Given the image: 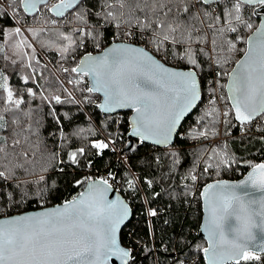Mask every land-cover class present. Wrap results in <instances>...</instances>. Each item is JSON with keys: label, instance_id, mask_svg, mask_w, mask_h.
Returning a JSON list of instances; mask_svg holds the SVG:
<instances>
[{"label": "trees", "instance_id": "trees-1", "mask_svg": "<svg viewBox=\"0 0 264 264\" xmlns=\"http://www.w3.org/2000/svg\"><path fill=\"white\" fill-rule=\"evenodd\" d=\"M236 4L201 0L191 8L199 16L190 22L193 38H207L191 43L197 60L192 65L180 58L188 45L169 41L157 51L153 31L141 35L136 18L157 17L136 10L134 0H128L124 8L117 0H84L63 19H56L47 9L45 20H41L43 7L29 15L20 0H0V85L23 101L18 108L7 103L8 93L0 87V148L4 149L0 171L8 177L0 178V184L5 192L13 193L12 200L0 197V219L62 204L77 197L88 181L112 175V185L132 207V218L120 236L131 251L130 264H206V241L198 235L202 188L216 180L240 179L264 162V114L250 124H239L225 91L228 74L244 54L247 38L258 27L264 10L239 3L237 13ZM170 6L172 13L167 18L160 15L161 20L188 21L182 6ZM15 9L19 24L12 16ZM109 11L115 18L107 15ZM236 15L241 21L234 19ZM35 21L45 26H36ZM20 26L30 28L27 32L33 41L24 38L25 49L15 32ZM231 27L236 31H230ZM153 30L159 31L155 25ZM186 31L181 24L174 35L179 39ZM65 36L74 41L67 52L62 51L69 45ZM121 41L144 46L165 64L194 69L199 76L201 104L169 148L130 141L129 113L100 112V96L88 91L87 76L71 71L85 54ZM227 41L235 44L231 52ZM217 92L221 104L213 99ZM98 142L108 147L97 149L93 145ZM72 153H76V163L70 159ZM192 176L197 179L193 181ZM25 192L27 196L22 195ZM153 211L154 216L150 215ZM259 257L240 264H264V255Z\"/></svg>", "mask_w": 264, "mask_h": 264}, {"label": "snow or ice", "instance_id": "snow-or-ice-1", "mask_svg": "<svg viewBox=\"0 0 264 264\" xmlns=\"http://www.w3.org/2000/svg\"><path fill=\"white\" fill-rule=\"evenodd\" d=\"M20 2L25 11H30L36 6V0ZM73 2L74 0H60L56 8L67 9ZM200 2L201 0H191L189 4L188 0H134L136 10H147L157 17L153 20L145 15L143 21L137 17L136 26L141 35L146 31H153L152 43L157 51L169 41L174 45H188L180 58L196 65L197 60L190 45L205 42L207 39H194L190 26L191 21L199 19L198 14L191 12V8H195ZM208 2L209 0H203L204 4ZM117 3L120 8H124L128 0H117ZM173 3L178 9L182 6V11L189 14L187 22L177 18L169 23L159 18L160 15L169 17L173 11L170 5ZM244 3L258 4L264 10V0H244ZM235 8L239 13V3ZM57 14L63 15V12L58 11ZM107 15L115 18L111 11ZM234 19L241 21V16L236 15ZM228 23L231 24V20H228ZM181 24L185 25L187 31L178 39L174 34ZM153 25L159 31H154ZM246 26L252 27L251 24ZM20 31V28L15 29L17 34ZM219 31L222 34L225 29ZM230 31L235 32L236 28L231 27ZM257 34L261 38L258 60L238 65L239 70L234 69L229 74L231 85L228 99L231 101L235 118L241 124L251 122L254 117L264 114V23L257 30ZM88 35L92 36V33L89 32ZM64 39L69 41V45L62 51L67 52L74 41L71 36H65ZM211 43L215 46L216 39L213 38ZM227 43L228 51H233L235 44L232 41ZM249 43L251 44V37ZM71 71L92 76L94 86L88 91L103 92L104 103L98 105L103 111L112 112L116 108L125 107L133 109L136 115L132 120V135L139 136L141 140L156 137V143H168L183 113L194 106V102L199 98L195 72L169 69L143 48L116 45L101 56L93 57L89 54ZM138 76L145 79L137 80ZM153 86L155 90H149ZM5 91L8 93L6 102L18 108L23 101L14 99L13 93L6 87ZM28 93L34 95L31 89H28ZM53 99L57 103L61 102L59 96ZM224 115L227 116L228 112ZM2 127L3 124L0 123V128ZM93 146L97 149L108 147L104 142ZM0 152H4V149L0 148ZM80 152L82 153L83 149ZM70 159L76 163V153H72ZM0 178L8 179L4 171H0ZM196 179V176H192L193 181ZM243 183L264 192V164L254 165L253 172ZM4 187L0 184V197L7 196L12 200L13 193L5 192ZM129 187H133L131 182ZM239 187L241 185L217 182L215 185L206 186L204 190L203 195L210 204V219L205 227L209 236V247L203 251L206 255L211 253L210 264H225L227 260H235L236 264H240V260L260 259L257 255L248 254L246 241L251 239L253 216H259L260 226L264 227V197L259 201L250 199L245 202L242 196L236 194L235 189ZM110 188L107 180L91 183L87 193H81L79 198L66 201L63 206L0 221V264H108L112 257H117L122 264H128L131 253L120 246L116 237L118 226L128 215V208L121 201H107L106 193ZM209 193H212L211 197ZM22 195L27 196V192ZM252 204H258L259 210H253ZM150 215L154 216L156 213L153 211ZM232 217L237 223L235 227L230 226L227 229L231 235V239H228L225 235V222Z\"/></svg>", "mask_w": 264, "mask_h": 264}, {"label": "water", "instance_id": "water-1", "mask_svg": "<svg viewBox=\"0 0 264 264\" xmlns=\"http://www.w3.org/2000/svg\"><path fill=\"white\" fill-rule=\"evenodd\" d=\"M84 0H74L73 4L71 7L64 9V8H60L57 9L56 5L60 4V1L57 2L56 4H52L49 8V12L50 14L55 17L56 19H63L66 15H68L69 13H71L72 11H74L76 9V7ZM221 1H237L239 3H243L249 6H256L258 4H247L244 3V0H209V2H221ZM51 3V0H36V6L34 9H31L30 11H26L29 15L32 14H37L40 10L41 7L44 6H48ZM24 6V5H23ZM61 11L63 12V15H58L57 12ZM261 20L260 23L258 25V27L248 36L247 38V42H246V50L244 52V54L239 58V60L236 62V64L234 65V67L232 68V70L229 72L232 73L233 70H239L238 69V65H245V64H250L253 63L254 61L258 60V56H259V44H260V36L257 34V30L260 29V26L262 23H264V14L261 15ZM251 37V44L249 43V38ZM116 45H123V46H132V47H137V48H143L149 55H151L155 60L159 61L161 64H163L165 67L175 70V71H193L196 74V81L198 84V91H199V98L194 102V106H192L190 109H188L187 111H185L183 113V115L181 116L179 122L176 125L175 131L171 134V138L168 141V143H156L155 140L157 139L156 137L152 138V139H145V140H141V138L139 136H135L132 135V131H133V125H132V120L135 117L136 113L133 109L131 108H116L114 111L112 112H105L103 111V109L101 107L98 106V109L100 110V112H102L105 115H115L118 113H129V118H128V122H129V131H128V138L130 139V141H134V140H138L141 143L144 144H148V145H152L155 147H159V148H169L171 146H173L175 144L176 141V137L178 135V133L180 132V129L182 127V124L185 122V120L193 114V112L199 107V105L201 104V100H202V87H201V82L199 79V76L197 74V72L194 69H182V68H175L172 66H169L167 64H165L162 60H160L156 55H154L150 50H148L147 48H145L144 46L138 45V44H134V43H130V42H113L111 44H109L108 46H106L103 50L98 51L96 53H88L85 54L84 56L81 57V59L79 60L78 64L80 63V61L82 59H84L86 56H88L89 54H91V56L96 57V56H101L104 54V52ZM250 48H251V53H250ZM77 64V65H78ZM80 75H85L88 78L89 81V86L90 88H92L94 86V80L92 78V76L90 75H86V74H82V73H77ZM228 74V78L226 81V85H225V91L227 94V97H229L230 95V85H231V81H230V77ZM137 80H142L145 79V77L143 76H138L136 77ZM149 90H155V86H153L152 89ZM94 94H97L98 96H100V103L99 105L104 103L105 97L103 92H98V91H93ZM230 106L232 108L231 105V101L228 99ZM233 110V109H232ZM234 116H235V112L233 110ZM261 115H258L256 117L253 118V120L251 122L248 123H244V124H250L252 122H254L255 120H257ZM235 120L241 124L240 121H238L236 118ZM258 164H264V162H260ZM256 164V165H258ZM253 172V167H251L240 179L237 180H216V181H212L209 182L208 184H206L202 190H201V202H202V220H201V225H200V229H199V237L203 238L206 241V247H209V236H208V232L205 231V227L209 222L210 219V204L209 201L206 200L205 196L203 195L204 190L206 188V186L208 185H215L217 184V182H227L228 185H241V187L236 188V194L240 195L244 198L245 202L249 201L250 199H254L256 201H259L262 197H264V192H261L259 189L257 188H253L250 184L249 185H245L243 182L248 180V176L250 173ZM103 179L100 178H95L92 179L90 181H88L82 188V191L80 192V194L75 197V198H79L81 193H87L88 192V186L91 183H95V182H99L102 181ZM109 185H111V188L109 189V191L106 193V199L107 201H121L124 204L127 205L128 208V215L127 217L123 220V222L118 226V230L116 233V237H117V241L120 244L121 247L125 248L126 250H129L128 248L124 247L122 242H121V232L123 230V228L129 223V221L132 218V207L130 205V202H128L125 197L110 183H108ZM106 187V186H105ZM212 193H209V197H211ZM70 201V200H69ZM65 203V202H64ZM64 203L62 204H58L52 207H48V208H42V209H38V210H34V211H29V212H25L22 214H17V215H13V216H8V217H4L1 218L0 221L6 220V219H13L22 215H31L34 213H38L41 211H45L48 209H53L56 208L57 206H63ZM251 208L255 211L259 210V205L258 204H252ZM260 221L261 218L259 216H253L252 217V227L250 229V234H251V239H248L246 241L247 243V252L248 254H254L257 256H261L264 255V227L260 226ZM236 220L234 217L229 218L226 222H225V235L228 239H231V235L227 232V229L231 226V227H235L236 225ZM204 248V249H205ZM131 253V251H130ZM211 256V253H209L208 255L205 254V252L203 251V257L205 260L206 264H210V259L209 257ZM132 260V254L130 255V258L128 260V264H130ZM243 260H240V262ZM232 263H236L235 260H227L225 261V264H232ZM108 264H122V262L117 258V257H112L109 261Z\"/></svg>", "mask_w": 264, "mask_h": 264}, {"label": "rangeland", "instance_id": "rangeland-1", "mask_svg": "<svg viewBox=\"0 0 264 264\" xmlns=\"http://www.w3.org/2000/svg\"><path fill=\"white\" fill-rule=\"evenodd\" d=\"M60 0H51V3L48 5V6H44L43 8H42V10H41V20H45V18H44V14H45V11L47 10V9H49L50 8V6L52 5V4H56L57 2H59ZM237 2V1H236ZM237 3H239V2H237ZM67 16V15H66ZM43 21H39V22H37V21H35V25L36 26H41V27H44L45 26V23L43 22ZM22 29V28H21ZM28 29H30V28H28ZM28 29H25L24 28V26H23V29L20 31V33L19 34H17L16 33V36H17V38H18V40L20 41V44H21V46L25 49V41H24V38H26V39H28V40H30L32 43H33V41H32V39H31V37L29 36V34H28ZM122 42V41H121Z\"/></svg>", "mask_w": 264, "mask_h": 264}, {"label": "built area", "instance_id": "built-area-1", "mask_svg": "<svg viewBox=\"0 0 264 264\" xmlns=\"http://www.w3.org/2000/svg\"><path fill=\"white\" fill-rule=\"evenodd\" d=\"M18 14H19L18 9H15L14 12L12 13L13 18H14V20H15L17 23H18V17H17ZM18 24H19V23H18ZM21 28L23 29L22 26H20V30H22ZM213 99L216 100V101H218L219 104H221V102H220V100H219V94H218V92L215 94V96H214ZM97 178H100V179H103V180H107L108 183H110V184H112V182H113V177H112V175H100V176H98Z\"/></svg>", "mask_w": 264, "mask_h": 264}, {"label": "flooded vegetation", "instance_id": "flooded-vegetation-1", "mask_svg": "<svg viewBox=\"0 0 264 264\" xmlns=\"http://www.w3.org/2000/svg\"><path fill=\"white\" fill-rule=\"evenodd\" d=\"M252 7H256V9L257 8H259V7H261L260 5H256V6H252ZM261 16V15H260ZM262 17V16H261ZM261 17H260V19H261ZM249 255H253V254H249Z\"/></svg>", "mask_w": 264, "mask_h": 264}]
</instances>
